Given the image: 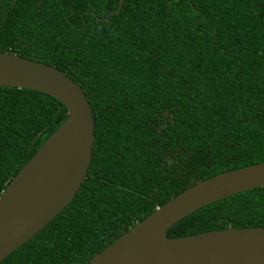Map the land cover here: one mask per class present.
I'll return each instance as SVG.
<instances>
[{
	"label": "trees",
	"instance_id": "obj_1",
	"mask_svg": "<svg viewBox=\"0 0 264 264\" xmlns=\"http://www.w3.org/2000/svg\"><path fill=\"white\" fill-rule=\"evenodd\" d=\"M0 0V52L83 89L96 141L73 201L1 264H88L156 209L264 162V0ZM32 89L0 87V197L68 118ZM264 227V187L216 201L171 239Z\"/></svg>",
	"mask_w": 264,
	"mask_h": 264
},
{
	"label": "water",
	"instance_id": "obj_2",
	"mask_svg": "<svg viewBox=\"0 0 264 264\" xmlns=\"http://www.w3.org/2000/svg\"><path fill=\"white\" fill-rule=\"evenodd\" d=\"M119 8L106 20L118 14ZM0 87L54 97L68 118L0 197V264L44 229L87 179L96 141L83 89L54 66L0 52ZM264 187V162L198 182L137 223L88 264H264V227L228 228L171 239L170 227L216 201Z\"/></svg>",
	"mask_w": 264,
	"mask_h": 264
}]
</instances>
